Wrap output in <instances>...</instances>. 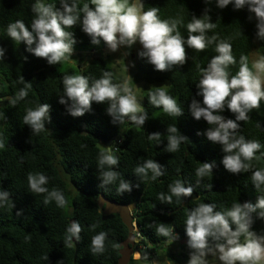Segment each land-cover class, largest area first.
<instances>
[{"label":"trees","instance_id":"16d2710c","mask_svg":"<svg viewBox=\"0 0 264 264\" xmlns=\"http://www.w3.org/2000/svg\"><path fill=\"white\" fill-rule=\"evenodd\" d=\"M75 2L79 10L91 0ZM36 3L37 0H0V47L5 49L0 59V191L8 194V199L0 202V264H119L120 243L127 238L129 230L119 214L105 217L97 203L101 193L120 203H137V210L133 212L136 222L154 246L168 239L157 233L160 224L176 231L181 240H189L184 224L190 211L201 203L214 204L216 211L223 212L235 203H255L258 196H264V188L256 189L251 182V171L264 169V147L256 153L257 158L248 162V172L233 174L222 164L221 146L206 137V130L211 126L203 118L195 119L190 110L193 100L203 106L197 83L201 69L217 55V42L231 44L235 59L228 69L231 75L238 72L242 56L247 57L249 68L254 55L256 58L264 56V39L257 36L260 21L247 5L235 9L232 4L219 8L216 0H143L144 10L156 7L160 19L178 21L177 30L185 38L191 19L207 15L215 27L206 35L215 36L216 40L204 50L185 45L184 63L172 64L166 70L155 69L147 57L139 55L143 50L140 45L135 57L142 79L168 81L169 86L164 90L176 99L182 115L171 116L162 107L153 105L149 95L158 89L152 88L144 93L142 111L135 114L145 117L138 127L130 120L131 114L122 119L110 116L107 100L91 102L89 110L81 116L69 114L67 107L71 102L64 96V77L80 72L91 85L107 72L112 83L120 86L121 94L125 86L117 82L114 70L102 56L84 69L68 63L63 70L61 62L49 64L46 58L30 52L23 41H12L7 35V26L16 20L30 26L36 15L33 11ZM45 4L61 7L60 0H45ZM65 30L75 41L73 48L96 49L97 44L91 42L92 38L81 30L79 23ZM25 84H30L27 96L16 100ZM61 97L66 103H60ZM13 100L15 104L11 103ZM40 104H47L49 111L44 131L37 133L24 123L23 117L28 109ZM262 113L260 107L252 109L247 120L238 121L237 135L264 145ZM220 114L225 119L235 120V114L227 106ZM127 119L130 125L125 128ZM174 126L178 129L176 135L184 139L175 152H170L167 150L168 128ZM157 133L158 140H149L150 135ZM114 136H123L119 150L114 152L118 163L111 169L101 168L98 159L105 144L100 143V138ZM149 159L158 164L161 173L155 180L151 170H147L146 175L135 172L136 167ZM205 162L213 165L211 175L197 177L195 169ZM108 170L115 171L117 178L105 183L103 172ZM37 173L48 178L45 187L49 192L55 189L63 194L66 201L63 207L58 206L48 192L36 193L30 189L28 177ZM177 180L198 193V198L191 200L188 208L181 207L184 197L178 201L173 196L170 202L158 198L160 194L171 195L169 185ZM121 181L129 184L130 191H117ZM251 215L250 230L257 236H264V218L256 212ZM72 221L80 227L79 240L72 236L69 244L66 230ZM230 226L235 228L231 222ZM100 232L106 237L103 251L97 253L92 251L91 240ZM181 240L173 245L184 249L186 245L181 244ZM219 242L222 241L209 237L208 247L216 250ZM169 247L172 246L159 248H162L161 253L158 252L161 262L167 257L174 260L178 254L184 259L190 255L180 249L170 252ZM173 260L171 264H178V260ZM131 263L137 264V260Z\"/></svg>","mask_w":264,"mask_h":264},{"label":"clouds","instance_id":"9594fccd","mask_svg":"<svg viewBox=\"0 0 264 264\" xmlns=\"http://www.w3.org/2000/svg\"><path fill=\"white\" fill-rule=\"evenodd\" d=\"M229 4H232L235 9L247 5L260 21L257 24V36L264 39V0H216L219 8H224ZM60 6L57 8L37 0L33 8L36 15L30 26H26L22 20H16L7 26L8 37L18 43L23 41L30 52L37 57L46 58L49 64H58L69 59L73 54L74 58L69 64L82 66V69L102 54L98 55L96 49L87 50L88 54H83L80 50L73 48L75 41L71 38V33L65 29L77 23L81 30L92 38V43L97 44L99 43L98 38H102L112 51H116L119 46L123 45L130 47L139 41L143 49L139 55L147 57L148 62L153 64L157 70H166L172 64H183L186 58L185 45L196 50H204L216 40L215 36L206 35L207 31L215 27V24L209 22L207 15L202 19L195 17L191 19L187 24L188 36L185 38L177 30L178 21L160 19L156 7L144 10L143 0H91L90 4L85 3L79 10H77L75 0H60ZM33 44L34 47H32ZM215 51L217 55L213 56L207 66L201 69L202 75L197 83L198 95L203 97V106L201 102L193 100L190 110L195 119L203 118L211 126L205 134L209 141L221 146L224 153L222 164L225 169L233 174L248 172L250 170L248 162L257 158L256 153L264 145L257 140L246 139L244 135H237L239 128L237 122L247 120L248 113L252 109H258L261 102H264V56L252 62L251 68L248 66L247 57L242 56L238 72L231 75L228 69L235 63L231 44L226 41L217 42ZM4 52L5 49L0 47V59L3 58ZM28 88L30 84H25L16 100L24 99ZM63 88L64 96L71 102L68 104L67 111L73 117L83 115L89 110L91 102L102 103L107 100L110 102L107 112L114 119H122L131 114L130 120L138 127L144 122L143 115H135L142 109L134 93L125 86L121 94L120 86L112 83L110 73L105 72L91 85L83 75L66 76L63 79ZM157 89L154 93H150V102L157 107H162L164 112L171 116L182 115V109L178 106L176 99L168 95L163 86ZM16 100L11 103L15 104ZM60 103H66L64 97H61ZM225 106L235 114V120L225 119L220 114ZM48 111L47 104H40L35 109H28L23 121L39 133L44 131V121L48 119ZM129 125L130 121L127 119L124 127L127 128ZM168 132L170 135L167 150L175 152L184 137L176 135L178 129L175 126L169 127ZM148 138L158 140L159 134L150 135ZM105 139L111 140L110 145L106 144ZM122 142L123 136L100 138V143L105 144L98 159L101 168L107 166L111 169L112 166L117 165L118 157L114 152L119 150ZM212 167L211 163H202L195 169V175L207 177L211 175ZM147 170L152 171L153 180L161 175L158 164L151 159L136 167L135 172L146 175ZM116 178L115 171L103 172L105 183H110ZM28 182L33 192H48L49 197L53 198L58 206L63 207L66 204L59 190L53 189L49 192L45 187L48 178L44 174L29 175ZM251 182L256 189L264 188V169L251 171ZM117 191L120 193L130 191V186L121 181ZM192 191L191 187H186L180 180H177L169 185L171 195L160 194L158 198L170 202L175 196L179 201L181 197L189 196ZM7 199L8 194L0 191V202ZM45 202L47 203V200ZM135 210L137 208L132 211L133 253L128 264L132 260H137V264H171L173 259L169 257L163 258L165 261L161 262L158 259L161 258L158 252L161 253L159 249L161 246L176 247L173 243L181 240L178 233L160 224L156 228L157 233L168 239L163 244L152 245L136 222L133 214ZM254 212L260 218H264V196H258L255 203H235L223 212L216 211L214 204L206 202L193 208L184 224L190 239L181 240V244L186 246L189 244V247L195 250L188 264H207L204 259L206 250L213 251L208 247L209 237L222 241L216 244L218 259L222 264H237V262L239 264H264V236H257L250 230L251 214ZM230 222L231 225H235L234 229L230 226ZM66 232L68 234L66 240L69 244H71L72 236L79 240L80 227L77 223H71ZM241 236L244 237L243 240L240 239ZM105 237L104 232L92 237L93 252L103 251ZM170 238L173 239V243L169 242Z\"/></svg>","mask_w":264,"mask_h":264},{"label":"rangeland","instance_id":"374dc122","mask_svg":"<svg viewBox=\"0 0 264 264\" xmlns=\"http://www.w3.org/2000/svg\"><path fill=\"white\" fill-rule=\"evenodd\" d=\"M41 2L45 3V0H42ZM139 41H136L133 43L130 47L127 45L119 46L116 51H112L108 45L104 42H99L97 45H95V48L97 49L98 55L102 54L105 62L114 70L115 78L118 81L119 84L127 86L136 96L137 102L140 105V107L143 105L144 102V93L152 88H158L160 86H163V88H167L169 86L168 81H159V82H147L142 79V72L139 69L138 60L135 57V54L137 50L140 48ZM83 54H88L87 50H81ZM260 57V55H259ZM74 58V55L71 54V57L69 59L61 61V69H65L69 62ZM257 60L256 56L254 55L252 57L253 62ZM77 73V75H79ZM260 110L264 112V102H261L260 104ZM264 114V113H262ZM169 242L173 243V239L170 238ZM184 244H186L184 241H182ZM162 249V248H161ZM160 249V251H161ZM179 246L177 247H169V251H175L179 250ZM183 249H180V252ZM186 252H188L187 258H182L181 254H178L177 257L174 258V260H178V264H188V261L190 259V256L193 252H195L194 249L189 247V244L184 248ZM219 253L216 250H213L212 252H208L206 250V255L204 259L207 261V264H222L221 261L218 259ZM173 260V261H174ZM239 264V262H237Z\"/></svg>","mask_w":264,"mask_h":264},{"label":"water","instance_id":"95a60500","mask_svg":"<svg viewBox=\"0 0 264 264\" xmlns=\"http://www.w3.org/2000/svg\"><path fill=\"white\" fill-rule=\"evenodd\" d=\"M106 144L110 145L111 140L105 139ZM198 198V193L192 192L189 196L184 197L181 207L187 208L191 200ZM98 206L103 209L105 217L112 213H117L120 215L123 223L127 226L129 230L128 238L121 243L119 264H128L131 260L134 244L133 231V216L132 211L137 208L136 203L124 204L114 200L109 199L103 193L99 195ZM74 221H72L73 223Z\"/></svg>","mask_w":264,"mask_h":264}]
</instances>
